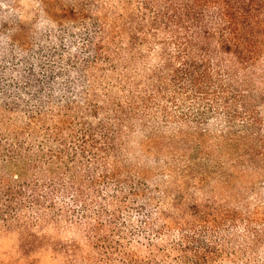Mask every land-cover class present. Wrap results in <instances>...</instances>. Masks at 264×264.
<instances>
[{"label":"trees","instance_id":"1","mask_svg":"<svg viewBox=\"0 0 264 264\" xmlns=\"http://www.w3.org/2000/svg\"><path fill=\"white\" fill-rule=\"evenodd\" d=\"M215 132L264 154V0H0V224L28 245L79 230L82 264H264L260 204L154 187L131 146L164 142L153 159L202 186L224 166L187 140Z\"/></svg>","mask_w":264,"mask_h":264},{"label":"rangeland","instance_id":"2","mask_svg":"<svg viewBox=\"0 0 264 264\" xmlns=\"http://www.w3.org/2000/svg\"><path fill=\"white\" fill-rule=\"evenodd\" d=\"M193 139V141L187 140V145H194L193 142H196V146L197 143L200 144V147L195 148L199 152L191 157L192 162H197L194 165L200 168L204 164L208 166L209 163L211 169L223 165L226 177H218V173H215L213 178L200 186L201 182L196 183V179L188 178V182L174 174V166L164 162L168 158L166 154L159 159V162L153 159V153L160 150L164 142L149 145L153 150L151 156H146L135 148L139 139L136 142L132 141L131 146L135 152V160L144 164L149 181L154 187L158 186L162 189L165 186L174 192L183 189L192 199L198 198L199 202L214 196L218 200H226L231 207L241 209L243 204H250L253 208L255 204H260L261 211L264 210V171L261 169L264 168V154H246V146L233 144L232 141L226 142L216 132L207 134L204 138ZM175 160L180 163L185 158L178 157ZM74 231L58 232L54 228H48L44 233L49 243L40 248H33L23 239L20 230L7 229L0 224V264H82L84 252L89 250V247L82 232ZM68 238H75L80 245L81 250L76 259L54 248L58 240L64 241Z\"/></svg>","mask_w":264,"mask_h":264}]
</instances>
